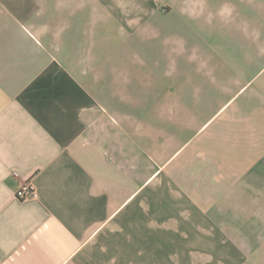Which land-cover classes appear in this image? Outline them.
<instances>
[{"label":"crops","instance_id":"obj_1","mask_svg":"<svg viewBox=\"0 0 264 264\" xmlns=\"http://www.w3.org/2000/svg\"><path fill=\"white\" fill-rule=\"evenodd\" d=\"M254 33L264 0H0V264H157L188 242L152 227L199 223L189 192L219 162H264L262 93L232 104L264 70ZM259 242L228 264H264Z\"/></svg>","mask_w":264,"mask_h":264},{"label":"rangeland","instance_id":"obj_2","mask_svg":"<svg viewBox=\"0 0 264 264\" xmlns=\"http://www.w3.org/2000/svg\"><path fill=\"white\" fill-rule=\"evenodd\" d=\"M96 8H99V5L94 3V9ZM162 25L163 18H152V33L155 28L163 27ZM115 34L110 33L106 39L97 31L93 42L122 40ZM156 40L164 41V39ZM189 40L192 38L190 37ZM253 40L254 47L264 48V34L259 40L258 34L254 33ZM251 93L255 100H259L258 96L262 93V100H264V70L253 81V86L241 97L235 99L232 104L234 102V105L239 104ZM222 119L223 116L216 120L214 126H217ZM214 126L205 135L209 134ZM217 140L219 142V138ZM260 156L259 149L253 147L252 157L258 160L245 161L243 160L244 155L238 154L236 163L219 162V173L221 174L219 179H199L205 182L204 190L200 194L189 192L190 221L199 223H190L183 227H152L157 229V233L188 232L189 239L188 242L167 243L166 246L169 247L165 253L168 256L166 259L158 258L157 264H213L214 257L219 255L222 264H228V256L232 251L257 248L260 244V235L264 233V179L262 178L264 162H261ZM221 160H223L222 157ZM187 180L195 181L193 178ZM183 181L186 179L183 178ZM195 186L193 182L189 190L194 191ZM182 196L178 186V189L172 192V197L174 200H180ZM153 197L152 194V200ZM193 206H200L202 209L196 210Z\"/></svg>","mask_w":264,"mask_h":264},{"label":"built area","instance_id":"obj_3","mask_svg":"<svg viewBox=\"0 0 264 264\" xmlns=\"http://www.w3.org/2000/svg\"><path fill=\"white\" fill-rule=\"evenodd\" d=\"M38 196V191L30 182L24 184V186L17 193L19 200L36 199Z\"/></svg>","mask_w":264,"mask_h":264}]
</instances>
